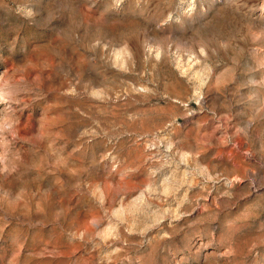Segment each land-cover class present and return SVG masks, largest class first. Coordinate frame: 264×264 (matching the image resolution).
Wrapping results in <instances>:
<instances>
[{"label": "rangeland", "instance_id": "obj_1", "mask_svg": "<svg viewBox=\"0 0 264 264\" xmlns=\"http://www.w3.org/2000/svg\"><path fill=\"white\" fill-rule=\"evenodd\" d=\"M0 264H264V0H0Z\"/></svg>", "mask_w": 264, "mask_h": 264}]
</instances>
